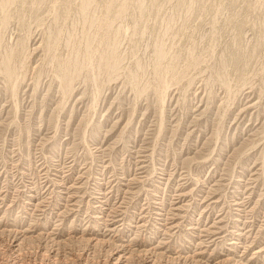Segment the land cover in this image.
Listing matches in <instances>:
<instances>
[{
  "label": "rangeland",
  "instance_id": "1",
  "mask_svg": "<svg viewBox=\"0 0 264 264\" xmlns=\"http://www.w3.org/2000/svg\"><path fill=\"white\" fill-rule=\"evenodd\" d=\"M0 264H264V0H0Z\"/></svg>",
  "mask_w": 264,
  "mask_h": 264
}]
</instances>
